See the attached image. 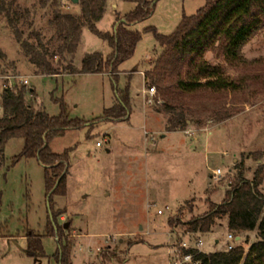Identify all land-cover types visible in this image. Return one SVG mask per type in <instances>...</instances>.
<instances>
[{"label":"rangeland","instance_id":"374dc122","mask_svg":"<svg viewBox=\"0 0 264 264\" xmlns=\"http://www.w3.org/2000/svg\"><path fill=\"white\" fill-rule=\"evenodd\" d=\"M150 1L156 2L154 14L133 27L143 37L133 56L119 67L116 84L103 74L37 75L10 30L0 23V55L5 56L0 57V75L27 79L37 109L59 116L64 103L71 119L85 121L80 130H69L49 144L56 154L70 151L66 193L55 195L50 209L43 166L35 158L13 164L23 149L22 139L6 145L0 159V264H58L59 241L69 249V264H170L169 250L177 240L173 233L184 232L181 226H170L180 211L184 210L183 222L199 217L224 201L233 182L253 180L259 167L264 170V27L242 48L237 64H229L220 49L205 55L211 65L224 69L236 89L170 91V104L188 109L192 122L169 132L165 125L170 115L162 107L167 99L157 89L150 96L145 81V71L162 53L148 29L171 35L206 1ZM36 2L28 0L31 5ZM54 4L62 12L80 13L71 1L54 0ZM135 6L108 0L107 12L96 26L102 32L112 31L118 14L124 16ZM50 19L49 8L35 18L48 46L53 35ZM79 44L77 69L88 54L111 53L108 43L88 28ZM2 85L0 80V93ZM126 87L131 94L130 119L105 120V110L118 102L116 91ZM151 99L154 104L149 105ZM260 191L264 194V182ZM53 215L61 239L52 237ZM230 234L240 237L231 244L246 251L258 242L256 231L233 233L226 219H218L212 233L196 239L203 240V252L226 251ZM29 235L42 237L45 257L27 255Z\"/></svg>","mask_w":264,"mask_h":264},{"label":"trees","instance_id":"16d2710c","mask_svg":"<svg viewBox=\"0 0 264 264\" xmlns=\"http://www.w3.org/2000/svg\"><path fill=\"white\" fill-rule=\"evenodd\" d=\"M124 1L136 6L124 16L118 14L110 32H102L96 26L107 12L108 0H79L80 13L76 15L58 10L54 0H37L32 5L28 0H0V23L10 30L37 75L103 74L109 75L116 84L119 67L133 56L143 37L133 27L152 17L156 4L150 0ZM205 1L204 8L194 16L184 17L171 35H160L156 29H148L161 46L162 53L145 71V81L148 80L150 88L154 87L167 99L162 107L170 115L165 125L169 132L185 129L188 127L187 121L191 120L188 109L170 104V91L193 94L200 89L216 92L236 89V83L224 69L220 65H211L205 55L220 49L229 64H237L242 60V48L264 27V0ZM47 8L51 13L48 26L53 32L49 39L52 46L44 43L46 37L43 31L35 26L36 16ZM85 28L108 43L111 53L107 57L100 53L88 54L82 60V67L77 69L74 59ZM0 57L5 59L4 54ZM59 58L60 62L54 61ZM116 93L118 102L105 110V120L122 121L132 113L129 87ZM34 95L33 90L20 84L13 91L0 93V159L4 158L6 145L10 141L22 139L23 149L13 158V164L22 159L35 158L43 166L46 197L51 204L55 195L64 196L66 193L70 151L56 154L49 144L69 130H80L85 121L71 119L64 103L59 116H50L35 107ZM263 182L264 170L259 167L253 180L233 182L224 201L211 205L209 212L183 222L184 210H181L178 217L170 222L171 227L181 226L184 229L183 235L178 236L177 231L173 233L177 238L175 244L183 241L184 237L208 235L213 232L218 219H226L233 233L256 231L258 242L253 243L248 251L237 246L231 251L201 252L197 260L201 264H264V194L260 191ZM52 218V237L59 236L61 239L54 226L55 216ZM41 239L36 235L28 236L29 257L46 256ZM58 247L56 262L69 264V249L61 241Z\"/></svg>","mask_w":264,"mask_h":264},{"label":"built area","instance_id":"2783aa9c","mask_svg":"<svg viewBox=\"0 0 264 264\" xmlns=\"http://www.w3.org/2000/svg\"><path fill=\"white\" fill-rule=\"evenodd\" d=\"M65 5V3H63ZM0 80L3 81L2 85V91L4 90H9L13 91L15 90L17 84L28 86L29 81L27 79H23L20 76H11V77H0ZM155 88L152 87L148 89V92L150 96L154 97L156 92ZM149 105L154 104V101L151 99L148 101ZM190 136L192 134L188 132ZM98 146H101L100 142L97 143ZM215 175L220 176L221 171L216 170L214 172ZM159 215H163V211L158 212ZM172 214H175V211L172 212ZM240 237H233L231 234L228 235V241L230 244L227 246L226 251H231L237 247V245L231 244L233 241L239 240ZM204 246L203 240L202 239H196V238H191L190 236L186 237L183 241H181L178 244L173 245L172 248L169 250V261L170 264H201L199 260H197V256L203 252L202 247Z\"/></svg>","mask_w":264,"mask_h":264},{"label":"water","instance_id":"95a60500","mask_svg":"<svg viewBox=\"0 0 264 264\" xmlns=\"http://www.w3.org/2000/svg\"><path fill=\"white\" fill-rule=\"evenodd\" d=\"M69 1H71L73 4H78L79 3V0H69ZM51 194V193H50ZM48 207H49V209H50V199L48 198ZM52 214V213H51Z\"/></svg>","mask_w":264,"mask_h":264},{"label":"crops","instance_id":"0c3cea01","mask_svg":"<svg viewBox=\"0 0 264 264\" xmlns=\"http://www.w3.org/2000/svg\"><path fill=\"white\" fill-rule=\"evenodd\" d=\"M69 1V0H68ZM75 5V4H74ZM77 6H78V9L80 10V7H79V5L78 4H76ZM131 116V115H130ZM129 119H130V117H129ZM125 120H127V119H125ZM172 134H174V133H172ZM168 135V134H167ZM167 135H165V136H167ZM102 146V145H101Z\"/></svg>","mask_w":264,"mask_h":264}]
</instances>
